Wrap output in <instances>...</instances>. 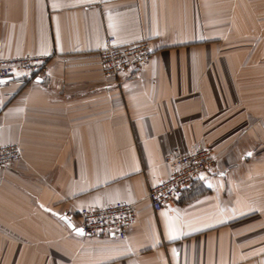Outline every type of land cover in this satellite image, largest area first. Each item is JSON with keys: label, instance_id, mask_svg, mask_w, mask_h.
I'll return each mask as SVG.
<instances>
[{"label": "crops", "instance_id": "obj_1", "mask_svg": "<svg viewBox=\"0 0 264 264\" xmlns=\"http://www.w3.org/2000/svg\"><path fill=\"white\" fill-rule=\"evenodd\" d=\"M109 36L155 53L107 77ZM27 54L48 73L0 85L22 152L0 168V264H264V0H0V58ZM200 147L217 168L156 211L167 155ZM117 201L125 238L77 231Z\"/></svg>", "mask_w": 264, "mask_h": 264}, {"label": "built area", "instance_id": "obj_2", "mask_svg": "<svg viewBox=\"0 0 264 264\" xmlns=\"http://www.w3.org/2000/svg\"><path fill=\"white\" fill-rule=\"evenodd\" d=\"M155 53L152 43L145 39L120 45L114 36L107 38L101 50V66L107 77L116 79L136 75ZM48 73V58L42 55H23L0 58V85L2 79L12 77L15 83L26 85L36 76ZM22 158L18 144H0V168ZM171 167L170 176L151 187L148 197L156 211L177 201L186 189L205 172L218 165V155L208 147L190 152L175 149L166 157ZM72 216V215H70ZM79 229L89 236H117L125 238L128 228L136 220L134 203L117 201L104 207H85L78 211Z\"/></svg>", "mask_w": 264, "mask_h": 264}, {"label": "water", "instance_id": "obj_3", "mask_svg": "<svg viewBox=\"0 0 264 264\" xmlns=\"http://www.w3.org/2000/svg\"><path fill=\"white\" fill-rule=\"evenodd\" d=\"M12 79H13L12 77L4 78V79H2V82L9 81ZM65 220L70 227L74 228L73 223L68 218H66ZM77 231H79L80 233H83L81 230H77Z\"/></svg>", "mask_w": 264, "mask_h": 264}]
</instances>
